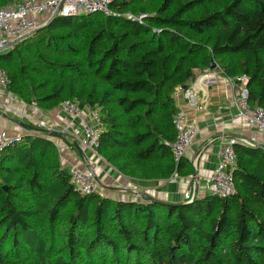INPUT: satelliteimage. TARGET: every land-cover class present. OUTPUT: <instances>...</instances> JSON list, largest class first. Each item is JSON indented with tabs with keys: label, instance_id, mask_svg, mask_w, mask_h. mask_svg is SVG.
I'll return each instance as SVG.
<instances>
[{
	"label": "trees",
	"instance_id": "obj_1",
	"mask_svg": "<svg viewBox=\"0 0 264 264\" xmlns=\"http://www.w3.org/2000/svg\"><path fill=\"white\" fill-rule=\"evenodd\" d=\"M111 10L56 19L0 53L9 90L45 112L64 102L97 112L99 155L128 176L191 174L169 148L174 95L214 61L228 79L246 76L249 104L264 108V0H114ZM233 148V195L162 206L80 194L53 143L25 136L0 157V264L105 251L133 264H264V152Z\"/></svg>",
	"mask_w": 264,
	"mask_h": 264
},
{
	"label": "crops",
	"instance_id": "obj_2",
	"mask_svg": "<svg viewBox=\"0 0 264 264\" xmlns=\"http://www.w3.org/2000/svg\"><path fill=\"white\" fill-rule=\"evenodd\" d=\"M191 85L195 89L196 107L186 106L181 92L177 91L174 95L177 107L186 112L188 120L198 130L193 145L184 157L193 168L191 174L181 170L168 178L141 179L128 176L101 155L96 156L82 148L80 122L66 115L61 105L45 112L36 104L17 100L13 103L12 112L4 113L0 110V132L49 140L54 145L62 167L91 168L94 171L100 184L99 193L105 197L144 202L140 194H147L161 201L183 204L186 202L184 192L191 175L195 178L196 196L208 193L210 178L218 163V151L224 144L248 142L264 147V131L237 118L233 105L234 92L229 79L223 75L218 65L215 70L209 68L197 72ZM85 114L88 122L96 125L90 113ZM18 122L35 129L23 128ZM124 157L125 155L121 156L118 161L121 163Z\"/></svg>",
	"mask_w": 264,
	"mask_h": 264
},
{
	"label": "built area",
	"instance_id": "obj_3",
	"mask_svg": "<svg viewBox=\"0 0 264 264\" xmlns=\"http://www.w3.org/2000/svg\"><path fill=\"white\" fill-rule=\"evenodd\" d=\"M114 0H16L12 4L0 9V53L12 50L15 45L33 36L34 33L46 25L50 18L58 12L59 15L74 17L88 14H113L111 3ZM60 8V9H59ZM59 10V11H58ZM128 18L134 19L132 15ZM145 16L135 18L138 22L143 21ZM234 92L233 105L236 109L238 119L249 126L264 131V108L252 107L248 102L247 85L249 79L246 76L229 79ZM186 106L194 108L197 106L195 89L191 85L186 90H179ZM21 101L9 90L8 72L0 68V110L4 113L13 111V103ZM24 104V103H23ZM63 112L80 122L82 148L89 150L99 156L100 147V124L98 115L92 110H82L72 102H64ZM86 112H89L96 125L87 120ZM99 125V127H97ZM176 138L169 144V148L175 163H179L193 145L198 130L195 124L190 122L184 110L179 108L174 118ZM23 136L8 135L0 132V157L3 151L14 144L22 141ZM248 144V142H245ZM218 163L211 178L208 193L211 196L225 198L235 192L233 170L236 166L237 155L233 144H224L218 151ZM70 182L82 195L99 193L100 184L87 168H69ZM189 184L184 193L186 202L192 201L196 194V184L193 175L189 176Z\"/></svg>",
	"mask_w": 264,
	"mask_h": 264
},
{
	"label": "water",
	"instance_id": "obj_4",
	"mask_svg": "<svg viewBox=\"0 0 264 264\" xmlns=\"http://www.w3.org/2000/svg\"><path fill=\"white\" fill-rule=\"evenodd\" d=\"M60 9V8H59ZM59 11V10H58ZM59 18H67L66 16H63V15H59L58 12H56L55 14H53V16L50 18L49 22L44 25L43 27H41L40 29H38L35 33L39 32L40 30L48 27L50 24H52L54 21H56V19H59ZM34 33V34H35ZM26 40V39H25ZM217 68V64L214 63V61H211V65H210V69L211 70H215ZM184 90H186V88H184ZM18 125L23 127V128H26V129H35L33 128L32 126L28 125V124H24L23 122H18ZM236 142L233 143V145L235 144ZM245 144V143H244ZM248 146L250 147H253L257 150H260V151H263L264 152V147L263 146H259V145H256V144H247ZM87 170L96 178V180L99 182L96 174L94 173V171L91 169V168H87ZM4 190H7V187H3ZM140 198L142 199V201L144 202H148V203H151V204H158V205H162V206H181V205H184V204H190L192 203L194 200H192L191 202H188V203H183L181 205L179 204H173V203H169V202H165V201H161L155 197H152L150 195H147V194H140ZM197 194H195L196 196ZM196 199V197H195Z\"/></svg>",
	"mask_w": 264,
	"mask_h": 264
},
{
	"label": "rangeland",
	"instance_id": "obj_5",
	"mask_svg": "<svg viewBox=\"0 0 264 264\" xmlns=\"http://www.w3.org/2000/svg\"><path fill=\"white\" fill-rule=\"evenodd\" d=\"M32 42H34V41H32ZM32 50H30L31 53H32ZM195 197L197 198L198 196H195ZM193 200H195V198ZM188 202H190V201H188ZM188 202H185V203H188ZM105 252H106L105 253V257H103L102 259H96V258H90L89 257L86 262H84V263H77V264H104V263H106V264H116V260L117 259H118V263L117 264H133V262H131V263L126 262L125 256L122 255V253H119L117 255V259H115L113 257V255H112V252L111 251H109V252L105 251ZM139 261L144 262L143 259H141Z\"/></svg>",
	"mask_w": 264,
	"mask_h": 264
}]
</instances>
